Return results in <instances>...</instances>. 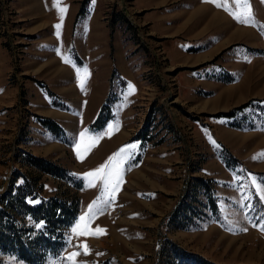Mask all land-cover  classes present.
<instances>
[{"label":"rangeland","instance_id":"obj_1","mask_svg":"<svg viewBox=\"0 0 264 264\" xmlns=\"http://www.w3.org/2000/svg\"><path fill=\"white\" fill-rule=\"evenodd\" d=\"M83 1L0 0V195L14 171L26 173L23 153L54 162L82 184L75 190L66 180L42 177L44 198L70 192L80 199L64 252L46 264H74L68 257L83 253V244L88 254L76 256L75 264H157L162 236L213 264H264V231L253 226L264 204L249 180L264 182V3L250 0L257 24L246 26L204 0H91L82 8ZM85 67L87 80L77 92L90 102H63L57 93L75 98L67 79L74 74L77 86L76 70ZM110 73L102 96L97 82L102 86ZM252 101L262 103L234 120L218 117ZM104 104L111 115L105 127H113L91 131ZM53 110L64 119L50 117ZM82 131L100 138H86L78 159ZM119 131L120 139L111 140ZM141 136L151 138L143 147ZM130 144L137 147L120 165L115 202L87 225L103 232L69 239L78 222V231L84 229L80 217L100 195L86 187L84 174ZM197 176L213 181L218 217L167 231L165 218L183 183ZM0 264L24 263L0 254Z\"/></svg>","mask_w":264,"mask_h":264},{"label":"trees","instance_id":"obj_2","mask_svg":"<svg viewBox=\"0 0 264 264\" xmlns=\"http://www.w3.org/2000/svg\"><path fill=\"white\" fill-rule=\"evenodd\" d=\"M90 1L84 0L82 8ZM256 103L262 102H248L218 117L234 120L239 113ZM110 120L109 108L104 104L90 130L100 131ZM40 122L52 132L62 131L48 119H40ZM140 135L138 140L141 139ZM142 140L145 141L141 144L143 147V143L151 138L142 137ZM22 157L26 173L17 174L14 171L0 195V254L14 257L24 264H46L48 259L64 252L67 246L66 232L78 218L80 199L76 193L70 192L44 198L41 195L42 177L47 175L66 180L75 190L81 189L82 184L69 171L48 159L29 153H23ZM218 214V198L213 181L199 176L190 177L183 183L181 198L165 218L164 226L169 232L189 230L217 218ZM157 243L160 258L157 264H213L200 255L187 252L166 236H162Z\"/></svg>","mask_w":264,"mask_h":264},{"label":"snow or ice","instance_id":"obj_3","mask_svg":"<svg viewBox=\"0 0 264 264\" xmlns=\"http://www.w3.org/2000/svg\"><path fill=\"white\" fill-rule=\"evenodd\" d=\"M206 3H213L214 6L218 8H223L224 11L228 12L229 15L233 17L237 22L244 24L246 26H254L257 24V21L255 20L254 14L251 10V3L250 0H204ZM95 3V0H93V4ZM261 3H264V0H261ZM229 4L232 6L230 7ZM66 9L64 7L59 8V12L63 13ZM59 19L62 21L63 16H60ZM61 23H57L54 25L56 31L57 37L60 36V29H61ZM261 31L264 32V25L260 26ZM57 54L60 55L59 49H56ZM65 63H70V60L67 58H64ZM77 82L78 86L83 89L87 80V68L84 69H77ZM81 72L85 73V75L81 76ZM129 90L134 91V87L129 83L128 85ZM110 128L113 127V125L109 126ZM118 128V125H116ZM80 141L75 144L74 150L77 154V158H81L80 153V146L82 143L85 142L87 136V132L82 131L80 134ZM100 138V134H96L94 137H90L92 142H94L96 139ZM91 147V144L88 145V148ZM137 146L135 144L125 145L122 148H120L116 153H113L111 156L107 158V160L98 165L95 169L90 170L88 173L84 174V178L88 180V183L86 187H97L99 188L100 195L97 196L95 200H93L88 205V213L87 217L82 215L80 217V221H85V226L83 230L78 231L80 229V223L78 222L77 225H75L71 229V235L69 239H71L72 235L76 236H84V235H98L103 232V229H100L97 227L95 232H89L87 230V225L91 223V221L99 214H103L104 211L108 206H111L115 202V193L119 191V186L122 182V176H121V168L120 165L124 164L128 159H132V151ZM88 150L87 148L85 149ZM260 156H264V152H261L259 154ZM257 157L254 156L253 159H256ZM250 182L252 185L255 186L256 194L259 197V202L261 204H264V182L261 184H257L254 177H249ZM95 181H99V184L95 183ZM249 197H244V200H249ZM242 208H248L251 210V208L254 207V205L247 203L241 204ZM261 221H264V215L260 217L258 221H253V226H258L259 230L264 231V223H261ZM246 230V229H242ZM84 251L83 253L77 251L73 252L69 257V261H74V258L76 256H79L81 254L87 255L88 254V246L87 244L82 245ZM99 255V253H98Z\"/></svg>","mask_w":264,"mask_h":264},{"label":"crops","instance_id":"obj_4","mask_svg":"<svg viewBox=\"0 0 264 264\" xmlns=\"http://www.w3.org/2000/svg\"><path fill=\"white\" fill-rule=\"evenodd\" d=\"M69 38V37H68ZM70 39V38H69ZM69 44H70V40H69V42H68ZM69 44H67L66 43V45L67 46H69ZM69 54H70V52L68 51V50H66V51H62L61 52V55H63V56H65V57H67V56H69ZM107 55H110V52H107ZM95 58H100V56H97V57H95ZM68 66L69 65H71V62L70 63H66ZM97 65V64H96ZM37 73H39V72H37ZM42 74H43V72H42ZM110 76H111V73H110V75L108 76H103L102 77V79H101V83H102V86H100V80H98V82H97V84H99L98 85V88H97V90L98 91H100V90H102V93L101 92H99L102 96H105L106 95V92L109 90V86H108V82H109V80H110ZM95 77V76H94ZM75 78V76H74V74H72V76L70 75V76H68V79H67V81L70 83V84H72L73 86H72V90L70 91V93H72L73 92V94H74V96H75V98H73L72 96H68V93L67 92H64V94L62 93V91L61 92H59V93H57V95H58V97L63 101V102H90V100L89 99H87L85 96H86V94L87 93H84V95H82L83 96V99H79L78 98V92H77V88H78V85L76 86V80L74 79ZM96 79H98V77L96 78ZM67 82V83H68ZM94 83V82H93ZM101 97V96H100ZM43 102H50V99H46V100H43ZM96 113H97V111H96ZM94 114V117L97 115V114ZM61 112L60 111H57V110H53L52 112H51V115H50V117H52V118H54V119H60L62 116H61ZM61 119H64V118H61ZM109 129V126H106L101 132H104V131H107ZM123 134V132L122 131H119V132H117V133H115L114 135H113V137L111 138V140H113V139H120V137H121V135ZM107 140V139H106ZM98 146H95V149L97 148Z\"/></svg>","mask_w":264,"mask_h":264}]
</instances>
